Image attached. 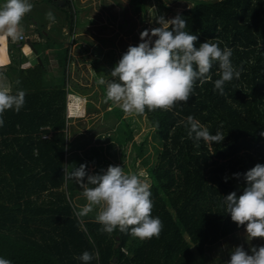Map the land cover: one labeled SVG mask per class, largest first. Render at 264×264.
<instances>
[{
	"label": "trees",
	"instance_id": "obj_1",
	"mask_svg": "<svg viewBox=\"0 0 264 264\" xmlns=\"http://www.w3.org/2000/svg\"><path fill=\"white\" fill-rule=\"evenodd\" d=\"M43 3L66 13L60 29L64 25L70 31L78 29L75 0H38L36 8ZM178 13L187 22L185 30L198 36L197 47L209 40L222 49L231 48L233 65L243 71L238 79L225 83L221 95L214 90L213 82L219 78L214 63L212 82L197 81L187 103L179 102L171 111L146 109L161 145L156 162L146 167L152 215L163 223L159 237L142 241L118 229L108 234L100 231L102 225L93 214L77 215L76 182L68 183L67 178L75 166L70 146L81 128L66 112L67 93L73 92L67 82L72 59L65 40L58 41L56 48L50 40L44 46L54 48L57 65L49 79L44 78L43 64L23 66L21 58L19 66L9 61L0 71L11 82L13 93L26 92L23 108L18 113L6 110L0 127V257L12 264H83L78 257L88 251L99 254L90 264H204L203 260L212 264L216 258L206 255V247L219 245L244 227L232 221L222 201L232 191L241 194L243 174L257 163L264 164L260 135L264 131V0H194L174 16ZM27 14V21L39 23L32 10ZM42 29L43 35L57 41L54 28ZM94 67L97 73L104 71ZM109 113L112 127L123 111L115 105ZM189 115L210 134L224 133V139L219 144L189 139L184 126ZM121 126L130 137L129 123L122 119L119 132ZM141 149L140 145L139 155ZM71 184L73 192L68 191Z\"/></svg>",
	"mask_w": 264,
	"mask_h": 264
},
{
	"label": "clouds",
	"instance_id": "obj_2",
	"mask_svg": "<svg viewBox=\"0 0 264 264\" xmlns=\"http://www.w3.org/2000/svg\"><path fill=\"white\" fill-rule=\"evenodd\" d=\"M32 8L30 0H4L0 4V34L13 40L21 38L22 20ZM46 18L55 22L52 11L46 13ZM155 22L160 26L142 30L140 42L128 46L122 54L111 70L115 79L106 81L101 77L97 80L98 85H106L105 103L111 101L128 116H142L146 109L171 111L177 103L188 102L197 81L200 85L212 82L210 72L214 63L219 66V78L213 82L219 94L223 95L226 82L240 77L243 68L233 65V50L222 49L219 43L209 40L197 47L198 36L185 30L187 22L181 14L170 19L157 16ZM19 83L17 80L16 84ZM25 96L23 89L13 93L11 87L0 86V127L4 125L5 111L18 113L25 105ZM184 126L188 138L197 143L203 140L219 144L225 136L221 132L210 134L208 128L191 115ZM260 135L264 136V131ZM233 176L239 179L241 174ZM67 178L80 185L86 200L77 215L84 217L95 210L94 219L102 225L101 232L111 234L118 229L142 241L159 237L163 223L152 215L151 186L142 175L126 172L119 165H109L100 173L89 174L86 164L82 163L79 167L73 166ZM243 178L245 186L241 194L230 192L224 196L222 204L232 221L238 227H245L250 240L264 238V164H255ZM224 179L227 181L228 177ZM98 255L84 251L78 259L90 264ZM0 264H12V261L0 257ZM228 264H264V246L246 251L238 245L230 253Z\"/></svg>",
	"mask_w": 264,
	"mask_h": 264
},
{
	"label": "rangeland",
	"instance_id": "obj_3",
	"mask_svg": "<svg viewBox=\"0 0 264 264\" xmlns=\"http://www.w3.org/2000/svg\"><path fill=\"white\" fill-rule=\"evenodd\" d=\"M37 1L38 0H30L33 4L32 11L36 19L39 20V25L37 27L33 26L26 28V33L30 35L29 38H31L32 42L45 40L46 37L41 33L44 32L42 26H45L49 21L46 18V13L52 11L56 23H52L48 26L51 29L54 24L53 28L57 30V32L55 30L53 31L54 34H57L56 36L58 39L60 36L58 30L60 29L63 17L66 16V13L63 14V12L57 10L55 5L51 6L48 3L41 4L37 9L35 6ZM193 1L194 0H75L76 18L78 22L76 26L78 29L80 25L85 27L81 32H78L70 31V29L64 25L65 31L63 33V40H65V47L68 48L69 55L71 54V56L74 57L79 56L77 60L81 61L80 58H83L81 65H79L81 68H89L90 65L86 62L90 61L92 57L97 56L99 58V66L107 72L105 75L106 79L110 80L112 77L111 70L119 61L122 54L127 51L128 46H136L140 42V32L144 29L160 26L155 22V17L164 16L165 19L173 18L175 12L191 5ZM3 2V0H0V4ZM112 14H114L115 18L111 17ZM27 16L28 14L24 16L25 20ZM49 28L46 30H50ZM77 39L91 43V50L89 49V52H87L86 49L82 47L84 49L80 51L78 48L79 53H81L79 55L73 48V46H77L75 43V41H78ZM31 47L35 50L34 46ZM31 47L28 49L30 53L24 55L23 59H31L32 62H35V60L39 58V52H32ZM24 53V50L21 49L22 56ZM4 54V57L0 59V71L6 69L9 61L13 64L16 63V60H10V56L8 57L6 52H4ZM15 54L20 56L19 50H15ZM87 58L89 60H87ZM72 65V62L68 65V85L71 84L69 74L72 73ZM100 74L101 73H96V77H99ZM0 86L10 87V83L5 74H0ZM74 99L73 97L68 99L69 109L67 114L74 115L75 117L81 116L84 113L83 103H80L81 105L77 104ZM71 103L77 104V107L71 108V106H69V104L72 105ZM109 110L110 109H107L105 112L96 113L95 116H100V120L94 124H88L89 126H86L87 123L85 120L93 114L85 112L82 115L83 119L80 121L83 123L80 122V124L83 126L80 129H76L78 135L70 146L72 152L71 158L75 157V167H78L77 165L82 163L86 164L87 172L89 174H95L102 172V170H106L109 165H119L123 167L126 172L131 171L138 175H142V178L149 183L150 178L147 176L146 167L156 162L157 154L161 148L159 138L151 128L145 114L142 116H128L123 112V119L129 122L130 129H132L130 137L125 140V129H123L125 125L121 126L122 130L120 132L116 125L110 128L111 126L108 123L111 120L108 119H111V113H109ZM78 122L79 120L76 121V123ZM106 125L110 127L108 128ZM94 132H98L96 136L92 135ZM85 141L87 144L82 146L81 144ZM95 144H99L98 148ZM140 145L142 148L141 155H139ZM70 181L71 180L68 179V183ZM74 184L76 185L77 191L80 189L79 192H75L76 203L78 209H80V207L86 203V200L82 194L83 189L80 188L79 184ZM68 191L73 192L72 184L68 187ZM90 214L95 216L96 211L94 210ZM87 217L88 216H85V218ZM231 236L233 238H230ZM238 245L243 246V248L248 251L252 247L264 246V238H253L250 240L245 232V227H243L230 234L229 239H224L219 245L213 244L206 247V255L216 258L215 263L212 264H228L230 253L233 252ZM192 247L196 251L194 245ZM196 254L200 257L198 252H196ZM217 260H222V262L219 263ZM203 263L210 264L204 262V260Z\"/></svg>",
	"mask_w": 264,
	"mask_h": 264
},
{
	"label": "crops",
	"instance_id": "obj_4",
	"mask_svg": "<svg viewBox=\"0 0 264 264\" xmlns=\"http://www.w3.org/2000/svg\"><path fill=\"white\" fill-rule=\"evenodd\" d=\"M52 24V22H47L46 23V29L49 28L48 25ZM39 24L38 22H33L32 20L31 21H27L25 20L24 22L22 21V27H23V35L25 36L24 39H16V40H13L12 38L10 37H5L3 34H0V59H2L1 57H4L3 54L4 52L7 53L8 57L10 56V60L11 59H14L16 60V64L17 66H19L21 63L23 66H27V65H34L35 63H41L43 64L46 69L45 71L43 72V75H44V78L45 79H49V75H50V71L52 69H54L56 67V60H57V57L54 55L55 54V50L54 48L57 47V42L64 39L63 37V33H64V27L63 26L60 31L58 33H60V36L58 37L57 41L52 39V37H50V34L49 35H44L46 38L45 40H40L38 42H34L32 43L31 41V38H29L30 35H28L26 33V28H29V27H37ZM85 26H79V29H77L76 31L78 32H81V30L84 28ZM53 28V26H52ZM52 28L50 30H52ZM50 30H47L50 31ZM46 33V32H45ZM49 37V39H48ZM30 39V43L32 44V46H34L35 50L30 46L29 42L27 41V39ZM48 39V40H47ZM50 40H53L51 42H55L54 44L55 45H50L51 47H54V48H51V47H45L44 44L46 43V41H49ZM78 40V39H77ZM79 41V42H78ZM78 41H75V43L77 44V46L75 45V47L73 46V48L75 49L76 52L79 53V50H83L84 48L86 49L87 52H89V49L91 50V43H87L85 42V40H78ZM9 47L11 48L10 51H9ZM29 47H31L32 49V52H39V58L37 60H35V62H32L31 59H23L24 55H27L30 53V51L28 50ZM84 47V48H82ZM79 48V50H78ZM21 49L24 50V54L23 56L21 55ZM15 50H19L20 52V56L15 54ZM74 52V51H73ZM12 53V55L10 54ZM75 53V52H74ZM81 53H79L80 55ZM5 55V54H4ZM47 55V56H46ZM75 55V54H74ZM37 56V55H36ZM76 57V58H75ZM71 56V62H72V73L69 74V77L71 78V84L68 86L69 88H71L73 90V92H69L67 93V103H66V112H68V99L70 97H73L75 98L74 101L77 103V104H80V103H83V111L84 113L87 112L88 114H93L91 117H89L86 121L87 125L86 126H89L88 124H94L95 122L99 121L100 120V116H95L96 113H99V112H105L107 109H113V107H115V104L112 105L111 101L105 103V98H106V85H98L97 84V80L100 79L101 77L104 78L106 81L108 79H106L105 75H106V71H102V74L99 75V77H96V69L94 67L95 66H99V58L97 56L95 57H92L90 59V61L86 62L88 65H90L89 68H81L79 65H81V62L83 61V58H80L81 61L77 60L78 57L77 56ZM19 58H21L23 60V62H21L19 64ZM4 59V58H3ZM87 60H89L87 58ZM8 61H9V58H8ZM28 64H27V63ZM19 64V65H18ZM90 70V72H89ZM11 82H10V87H11ZM72 104V103H71ZM77 104H72L69 106L72 107H77ZM81 105V104H80ZM109 107V108H108ZM73 110V109H72ZM109 110V111H110ZM83 113V114H84ZM82 114V115H83ZM77 116L75 117L74 115H68L67 114V117L71 118L72 122L74 123V125L78 128L79 126L82 128V124H80V120L83 119V116ZM123 119V115L121 117V119H118L114 125L112 127L110 126H107L108 128H113L115 125L116 127H118L121 123V120ZM78 123H76V121H78ZM110 120V119H108ZM105 122V121H104ZM125 122L129 123L128 121H126L125 119ZM83 123V122H82ZM110 123V122H109ZM108 123V124H109ZM127 127V126H126ZM129 128H130V125H129ZM88 130V129H87ZM119 131V130H118ZM98 133V132H97ZM128 139V135H126L125 137V140ZM74 181V180H73ZM80 189L77 191L76 190V186H75V191L74 192H79ZM76 193L74 194V197H73V200H74V203L77 205L76 203ZM45 196V192H43L40 196V199L42 197Z\"/></svg>",
	"mask_w": 264,
	"mask_h": 264
},
{
	"label": "water",
	"instance_id": "obj_5",
	"mask_svg": "<svg viewBox=\"0 0 264 264\" xmlns=\"http://www.w3.org/2000/svg\"><path fill=\"white\" fill-rule=\"evenodd\" d=\"M60 1V3H63L64 2V0H59ZM27 41L29 42V44H30V46H32V44L30 43V39L28 38L27 39ZM118 245V243L116 244V246ZM114 260H115V258H114Z\"/></svg>",
	"mask_w": 264,
	"mask_h": 264
},
{
	"label": "built area",
	"instance_id": "obj_6",
	"mask_svg": "<svg viewBox=\"0 0 264 264\" xmlns=\"http://www.w3.org/2000/svg\"><path fill=\"white\" fill-rule=\"evenodd\" d=\"M24 38H25V36H24V35H22V37H21V38H19V39H21V40H22V39H24Z\"/></svg>",
	"mask_w": 264,
	"mask_h": 264
}]
</instances>
